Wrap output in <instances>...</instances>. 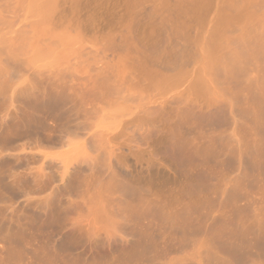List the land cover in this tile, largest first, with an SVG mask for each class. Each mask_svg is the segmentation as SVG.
<instances>
[{
    "label": "rangeland",
    "instance_id": "obj_1",
    "mask_svg": "<svg viewBox=\"0 0 264 264\" xmlns=\"http://www.w3.org/2000/svg\"><path fill=\"white\" fill-rule=\"evenodd\" d=\"M37 1H39L38 4H40V0H0V63H2V66H0H4V72H0V86L2 87V89H0L4 91L2 92L0 90V93L2 92L3 94H0V157L6 161L11 160V162L15 165L11 169V172L19 180H23V183L13 188V192H4V195L0 197V209L3 213V216L5 218L7 217V219H9L10 222L12 221L11 223L13 224H17V222L18 224L29 223L31 220L33 221L32 224H34L33 228L25 231L26 235L28 233H33V235L32 238L28 237L29 234L26 236L27 243L20 247L19 251L22 256L19 254L15 263L43 264L40 259V255L47 253V251L50 254L54 253L57 255V258L52 261L51 264H108L117 260V258H120L121 256H123L120 258L124 259L121 260L123 262H120V259L118 258V263L115 261L112 264H128L130 260L132 261L133 256L135 255L138 257L136 258L135 256L134 259H136H133L134 262L132 261L129 264H207V261L208 264H212V262L215 264H221L217 258L219 255L222 257L221 255L223 254L224 255L222 259L218 258L223 263H237V257H235V255L233 258L229 257L227 253L225 254V250L222 249L225 247L227 250L226 244L220 243L219 245V242L222 241L213 240V237L211 239L212 241L210 240V236L213 234L215 235L220 227L222 228V226L225 225L222 224V221H229V218H231V220L236 219L234 218V215H231L232 206L230 202L223 199L224 195L222 194L221 189L224 188V184H228L231 176L234 178V175L236 177L238 174L236 180H241L238 164L236 161H234L232 155H227L228 161L225 165H219L221 159L224 158V156H219L218 149L220 148L219 146L221 143H225V141L229 143L231 141L234 145L233 141L235 140L232 141L233 138L231 140L229 139L231 131L233 133H240L239 135L233 134L236 136V138L233 136L234 139H240L246 134L243 132H247V129H249V127L253 124L252 116L258 111V106L257 103L252 99L251 94L258 93L259 89L256 86V89H253L252 87L251 90L249 87H247L250 90L249 92L246 87L244 88L243 86L245 84V86H247V84L251 83L253 80H255V78L259 79L260 81L261 78L264 77V75H262L263 77L260 75L261 78L259 77V74L262 73L260 71L264 70L261 69L264 68V66H262L264 64H262L263 62H260L257 59L256 62L259 61L261 65L256 64L255 62H249L253 64L250 66L251 64L248 63L247 68L249 65L252 70L248 68L250 72L249 70H246V75L240 76L243 77L241 80H243L242 82H244V84L239 82V79L237 80L231 77V79L236 81L232 82L233 80L230 78L228 80L229 76H226V79L224 74H221V77L220 74L216 75V77L213 74L211 76V72H209L208 68H205L206 66L203 64L205 62L203 60V62L199 60L201 56H204L208 53L207 50L209 49L208 47L210 43L207 45L206 42H209V39L215 41L222 38L220 42L222 43V46L227 43L226 48L223 49V47H225L223 46L222 50H233L236 46L235 44L238 42H234V44L231 41L232 38L230 40L229 38L233 37V39H235V37H238L243 31H241V29L250 27L248 25L250 23L245 21L244 24L242 23L244 21L241 20L242 22H240L238 19H234L235 21L232 20L231 22L223 21L225 20L224 18L230 15L232 16V14L236 15L238 13V8L237 10L228 8L229 4L233 0H210V3L208 0L209 5H207V0L205 4L204 0H202L203 3H200V6L197 3L201 1L193 0L196 2L198 7L197 5H195L196 7L194 6L195 3L192 0H79V2H77L78 0H72V4L70 1L65 2V0H63V3V1L60 0L63 3H61L62 6L59 5L60 1L58 0V2L55 1L52 3V7L55 6L52 11L53 14L51 13V17H48L50 19L45 18L46 20L43 19L41 15L38 16L37 14L39 12L37 13V10H34L37 6ZM257 1V6L256 4L252 5L253 7L250 6L252 9H250V7L245 8L246 12L247 9H249V14L252 12L257 16V18L254 17L252 20H248L253 25L255 24L252 23L253 20L255 21L258 19L259 15L262 16L260 19L264 18V7H262L264 6V0ZM33 2L34 4H32ZM191 2H193V5L190 4ZM54 3L58 4V8L56 4L54 5ZM201 4H204L202 6L207 5L203 7L205 9H199V7L202 8ZM239 9L244 10V8ZM230 12L231 14H228ZM263 20L262 22L264 24ZM240 23L242 26L244 24V28L240 26ZM246 23H248V26H246ZM176 25L177 27H175L174 30L173 27ZM255 27L256 26L254 25V28ZM181 28L182 31H179ZM250 28L254 29L253 27ZM258 28L256 27L255 31L261 32L264 27L262 28V25H258ZM252 29L250 30L252 31ZM246 30L249 31L248 29H244V31ZM221 31L222 37L220 36ZM178 33H181L182 35H178ZM224 38L226 39L225 41H227L226 43L223 41ZM228 40L230 43H233H231L232 46ZM228 46L232 49L227 48ZM237 46H239V44ZM11 47L15 49H10ZM20 47L21 49H19ZM223 51L220 52V54H223ZM9 53L10 56H6ZM11 53L14 55L11 56ZM196 53L201 55H196ZM5 56L6 58L8 57L7 59L13 62L7 60ZM189 57H191V59ZM12 58H14V60ZM142 58H146L145 60H147L148 63L145 65L147 68H150V70L153 71V73H151L152 75L150 74V76H148L149 73L147 74L148 78L145 77L146 74H144V72V77L141 75V68L143 65L140 68L139 65L141 64H139V62L143 61ZM135 63H138L139 65H135ZM146 66L143 67L146 68ZM1 67L0 71L2 70ZM147 68L146 70H148ZM3 73L4 76L2 75ZM154 73H157L159 78L162 77L163 79L165 77L167 82L170 80V84H166L168 85L167 87L164 84L165 88L164 85L162 88L160 83L163 80L160 81L158 77H155ZM180 73L184 75L182 76V79L181 77L179 78L177 76L178 74L181 76L182 74ZM60 74L63 77L62 79L60 76V80L62 79L61 81L58 80ZM153 75L156 80L151 78ZM247 75L249 76V79L246 77ZM104 76L110 85L105 84L107 82L104 81ZM176 76L179 78V80H181L179 81ZM201 76H205L207 80H209V86L211 85L213 87V89L211 88L213 92L211 89L209 90H211V93H213L212 95L214 98L212 95L211 97L214 99L216 104L211 101V97V102L208 101L206 103L207 99H205L204 96H210V93H202L204 95L202 96L201 92H199L198 94L200 95H197L198 97L196 94H194L198 88L195 86L196 80ZM175 77L177 78L178 83L177 80L176 82L174 81L176 79ZM246 78L248 79L247 81ZM56 80H58L63 86L65 84V80L67 83L65 86L67 88H75L73 91L76 93L80 94L81 92L82 94L88 91L87 95L85 94L86 97L85 95H81V97L86 98L85 100L82 99L84 101L82 105H84L85 109L79 103V100L76 102L73 100L72 102L69 101V103H66L67 105L63 104L64 107L61 106L62 110L58 108L55 111L57 116L56 118H53L52 116H49L50 118L45 117V115L43 116L41 111H45L46 109L44 105L48 102V97H50L48 96L49 92L55 89L53 90L54 93L58 87V84H60ZM249 80H251V82H249ZM53 81H56V85L53 84ZM27 84L31 88V91L29 87H26ZM33 84H35V86H33ZM236 84H240L241 86H237ZM52 85L53 88H51ZM54 85L56 88H54ZM105 85L109 87L106 86V89L103 88ZM49 86L51 90L48 88ZM98 87L104 89L102 90L103 93L106 91L107 94L104 95L102 91H100V95L103 96H98ZM72 88H70L71 91ZM115 88L117 92L121 88L122 89L118 93L114 91L116 92V94H114L112 90ZM193 88H196L195 92ZM241 88H244V90H241ZM27 89L30 91L29 95L28 93H25L29 92ZM61 89L59 88L60 91L57 90L59 92H56L60 93ZM239 89L242 95H240V93H236L237 91L239 92ZM63 90L62 92H65V94L72 93H69V90H66L67 92ZM42 91L47 93V97L45 96L44 98V96H42ZM227 91H229V93ZM231 93L232 95L239 94L241 98L244 93V95L247 96V99L244 96L245 100L242 98L239 103H235L234 101H230V98V100L228 99V95L229 97L232 96ZM25 96L26 98L24 100L23 98ZM88 100H91L92 102L90 101L89 103ZM27 101L28 103H26ZM187 101L189 102V111L191 112L192 108L193 114L189 111L187 112L188 107H186L187 104H185ZM191 102H195L197 106L195 103H193V106L190 104ZM221 102L225 104L224 107L228 105V108L226 107L227 109L230 108L229 105H232L234 106L233 109L237 111L236 116L233 118H228L229 116L227 114L228 119L226 120L229 122L227 121L224 126L225 128H221L219 124L216 123L218 119H215L218 118V116H216V111L222 107ZM75 104H78L77 107L80 106V109L77 108ZM123 104H125V106ZM184 104L185 108L183 107ZM121 105H123V108H121ZM181 105L183 106L181 107ZM72 106H75V108ZM69 108H72L74 113L71 112ZM113 108H116L115 111L117 110L116 113L119 115L115 114V117H113L115 112L111 111L114 110ZM35 109H37V114L35 113V117L40 122L39 126L42 127L34 130L31 129L28 132L20 133L19 135H11L10 129L12 128V125L20 122L23 119L25 112H32ZM68 109L70 110L69 112L66 111ZM194 109L196 111H194ZM151 110H153L155 114ZM199 110L201 112H199ZM202 110L204 111L202 112ZM63 111H66L67 113H63ZM118 111L121 112L119 113ZM149 111L152 112L154 117L158 118L153 120L152 118L154 117H152L151 112L148 114ZM81 112H84L85 114H82ZM242 112L245 114V116H243ZM183 113H185L186 117ZM186 113H188L189 117H187ZM203 113L204 117H201L202 121H200L199 117L203 116ZM59 114H61V116H59ZM62 114H64L63 117ZM68 114L70 117L67 116ZM147 114L149 118L152 117L151 120H145V118H148L146 116ZM182 114L184 118L181 117ZM194 114L195 117L192 118ZM242 117L245 119H242ZM179 118H182V121L179 120ZM196 118L200 122H195ZM190 119H192V121L194 119L195 120L191 122ZM184 120L189 123L186 125ZM232 123L234 125L236 124V126L233 125V128L230 129L232 127ZM240 123L243 124H241L243 126V131L240 132V130H242L241 127L234 131L233 129L239 127ZM24 129L25 128H21L20 130L23 131ZM221 130L226 133V135L223 133L225 137L221 132H219ZM185 131H188L189 134H185ZM83 132H87L86 135L83 136ZM228 132L229 135H227ZM219 133H221V135H218ZM22 134H24V136ZM25 134H27V136ZM170 134H174V136H168ZM77 135L80 137H76ZM98 136H100V138ZM220 136H223L224 138H221ZM95 137L98 139L96 140ZM177 137H179L178 140L185 141L184 143L186 146L184 149H186L189 154L193 155L194 159L189 162L191 164H189L188 161H184V164H182V162L176 160L172 155L171 147L174 145V142L176 143ZM212 137L214 141L211 140ZM171 138L172 142L170 140ZM94 139L95 146L93 143L94 141H91ZM243 139H246V135L241 139V141H243ZM63 140L66 142H63ZM98 140L103 143L102 145L104 147L99 144V142H97ZM89 141L92 145H87V143H85H89ZM70 144L73 146L71 147ZM169 144L171 146H168ZM190 144L191 146H189ZM97 145L98 148H96ZM99 145L102 146L104 150L102 147L100 148ZM91 146H93V148H91ZM75 150L76 152H74ZM103 154L106 155L104 156ZM214 155L215 157L217 156L216 159L218 160L213 158ZM205 156L208 157L204 158ZM198 161L200 162L198 163ZM207 161L209 164L211 163L210 165H212V167L207 164ZM216 162L219 165L218 168L222 167L220 170H217ZM121 163V168H123H120L119 170L118 168ZM201 163L202 165H204V163L207 164L206 166L209 167V171L207 170L206 166H201ZM213 164L215 166H213ZM180 165H182V167H180ZM226 166L227 172L231 174L230 176L228 173H226V175L221 173L226 172ZM184 167H188V169L186 168L185 170ZM210 169H213V172H211L212 170L210 171ZM113 170L115 172H113ZM116 171L119 173V177L121 174V176L127 174L126 177H129L130 174H132L133 176L131 175L129 178L134 177V182L138 180L137 186L139 187L137 188L139 190V196L141 198L142 196L144 197L142 199L139 197L141 199L140 202H138L140 200L139 198L136 199L137 202H134L141 208L139 211L140 215H136L137 220H135V216L129 214L130 212L128 210L124 209L123 204L117 202L118 205L116 209L113 207V203L116 205L115 197L119 196L120 193H118L119 190L117 189L119 188L116 185L118 182H115V179V181L113 180V177H118ZM186 171L187 173H185ZM206 171L208 173H206ZM218 171L220 173H218ZM106 172L108 176L105 174ZM204 173H212V178L210 181H207L206 178L209 180L208 177L211 176H206ZM213 173L218 174L219 182L216 181L218 177L217 174ZM112 174H114V176ZM86 175L87 177H84ZM106 177H108L110 180H113L112 184ZM109 177H112V179ZM98 180L101 182L99 181L98 183ZM232 180L234 181L235 179ZM213 182L218 183H215L216 187L213 185ZM263 182H261L263 187H261L262 185H258V183L257 185L259 187L254 186L248 191V198H241L237 203L240 205L249 204L248 211L250 214L252 213L250 210H259L258 214L256 211L257 215L255 216H257V218H259L260 216L258 215H262L264 211L261 210L264 209V205L262 206L264 203ZM194 183H196V185ZM107 185L109 186V189ZM105 186L107 187V190H105ZM141 186L143 189H141ZM212 186L213 189L211 188ZM227 187H229V185ZM200 188L202 190L204 189V191H202ZM209 189L210 192H206L209 191ZM260 189L262 192H260ZM111 190L113 191L108 192ZM68 197L72 200L73 207H70V205L67 203L66 199H68ZM218 197H220V200ZM254 197L256 198V201L259 199L257 201L259 203L255 201ZM102 198H106L104 199L107 201L106 204L109 203L108 201L110 200L109 204L112 203L113 205H110L109 207H107V205L106 207L103 206L105 205V201H103ZM144 198L147 199V201H145ZM260 199H262V201ZM45 201H54L58 205V207H54L53 211H48V220L50 222L53 221V224L49 223V228L51 227V229H47L48 231L46 229L43 231L39 229L41 222L46 219V214L48 213L47 210H50L53 207V204L47 206L48 203L45 204ZM126 201H128V198H126ZM100 207L105 210V213ZM113 208L115 210H113ZM161 208H163L162 211L166 210L165 212L168 214L163 212L162 214L166 215L161 216V212L158 211L161 210ZM196 208H200V215L198 214L199 210H196ZM143 209L145 212L146 210H149L151 214L149 212L146 214ZM60 210L65 211L62 213ZM192 210L195 212H193L195 217L194 215L192 216ZM108 211H115L118 213V217H116L117 219L122 217L123 220H126L127 216L128 223H130L129 217L130 219L134 218L133 227L131 224L128 225V223H123L124 221L122 219H119L120 221L117 223L116 218L113 217L111 213H109L110 220L113 222L114 219V223L116 222L117 224H115L118 225V227H121L117 229L116 234H114L115 232L112 233L110 230L118 227L116 226L112 228V226L115 225L112 222L109 223L110 227L105 223L106 220H109L107 218ZM184 211L187 212V215L185 214L186 219L191 216V218L186 220V222H184L185 220H182V212ZM155 212H157L158 217L161 220L157 216H154V214L157 215ZM253 212L254 213H252V215L255 214V211ZM173 213L175 217H172ZM61 214L63 215L61 216ZM102 214L105 216L104 218L102 217ZM9 215H12V218ZM146 215H151L152 218L150 216L147 217ZM178 215L182 217L177 218ZM140 216L143 217V219H140ZM167 216H169L170 219H168ZM164 217H166V220H162ZM171 217L173 219L177 218V221L175 223L172 222ZM74 219L77 223H75L76 225L74 224L76 227L67 225V228L62 227L59 230L57 229L60 226V221L66 224L67 222L69 223V221ZM181 220L184 223H187L188 221L186 227L182 226ZM189 220H194V222H189ZM135 221L137 222L134 223ZM138 221L139 224H141V227L138 226V229L143 230L140 231L142 235L140 237L138 235V233H140L139 230L135 231L137 230V226L135 225H139ZM163 221L170 222L171 225L168 223L170 226H167V223H163ZM56 222H59V226ZM120 222L123 223L122 226ZM184 223L183 225H185ZM201 223L204 225V228L202 227ZM54 224L55 226H53ZM125 224L128 225L126 228ZM214 224H216V227ZM123 225L125 228H123L124 231L122 230ZM194 225H198L197 229L195 230L192 229V227L196 228ZM52 226L54 230H52ZM127 228H133V230L135 228L134 231L136 234H134V232L132 234L131 230ZM72 229L74 230V234L76 236L80 233L81 235L83 234V236L80 235V241H78L76 244H66V246H70V250L65 247L64 249H60L59 246L66 243L67 233ZM128 230L130 231V235H127ZM182 230H187V233L184 231L182 232ZM46 231L50 233L48 234ZM125 231V235L127 236H123ZM147 231L149 232L150 237L146 236L148 235ZM43 232H45V234ZM51 232L55 234L52 233L53 236H51ZM180 232H182V235ZM120 233L122 234V237L119 235ZM151 233H153L152 236ZM145 236L147 237L146 239H151V237H154V243L152 239L150 243L152 242L155 245H149L148 242L150 239H148L147 242V240L144 239ZM137 237L143 239L139 240ZM223 240H225V238ZM226 241L230 240L228 239ZM138 242H142L145 246H143V244H141L142 246L140 245V247L137 246L136 244H138ZM213 243L214 245H212ZM133 244L136 246L134 247ZM158 244L159 246H157ZM0 245L1 249H3L2 242H0ZM150 246L151 248H148ZM137 247H139L140 251H134V248L137 249ZM157 247H160V249ZM216 248H219V251ZM131 249H133L132 252L134 251L132 254L130 253ZM147 249L152 250L150 252V250ZM211 249L216 251L218 255L216 256V252L212 254ZM254 249L255 248L250 250L249 255H251V257L245 256L246 258H244L243 256L242 260L245 259L244 261L247 263L242 261L241 264H257L256 261L259 258L260 260H263L261 261V264H264L263 256H256V251H252ZM145 251L149 252L147 253ZM127 252H129V254ZM157 252L160 253L157 254ZM251 252H254L252 253L253 255ZM2 254L4 253H1L0 256H3ZM127 256H132V258H129L130 260L128 259L127 262H125ZM212 256L214 257L212 258ZM224 256L227 257L224 258ZM141 257H143V259ZM20 259L23 260L20 261ZM253 259L254 261L256 259V261L254 262ZM223 260L229 261L224 262ZM234 260L236 262H234ZM259 262L258 264H260Z\"/></svg>",
    "mask_w": 264,
    "mask_h": 264
},
{
    "label": "bare ground",
    "instance_id": "obj_2",
    "mask_svg": "<svg viewBox=\"0 0 264 264\" xmlns=\"http://www.w3.org/2000/svg\"><path fill=\"white\" fill-rule=\"evenodd\" d=\"M41 2H40V4H38V2L39 1H37V6H36V8L34 9V10H37V15L39 16V15H41L42 17H43V19H50V18H48L49 16L51 17V13L53 14V8L55 7V6H53L52 7V3L53 2H55V1H57L58 2V0H40ZM60 1V0H59ZM61 1H63V0H61ZM60 1V4L59 5H61L62 6V4L64 3V1H63V3ZM66 1H72V0H65V2ZM81 1V0H80ZM191 1V0H190ZM193 1V0H192ZM195 1H198V0H195ZM199 1H201V2H199V3H197L199 6H200V3H203V1L202 0H199ZM56 2V3H57ZM67 2V3H68ZM77 2H79V0L77 1ZM182 2V1H181ZM194 2V1H193ZM193 2H191L190 4H192L193 5ZM205 2H206V0H204V4H205ZM211 1L209 0V3H210ZM264 2V1H263ZM56 3H54V5L56 4ZM62 3V4H61ZM133 3V2H132ZM183 3H184V1H183ZM195 4H194V6L195 5H197L196 4V2H194ZM209 3H208V0H207V5H209ZM257 3H258V1L257 0H233L230 4H229V6H228V8L229 9H236L237 10V8H238V10H237V14L236 15H233L232 14V16L230 15V16H228V17H226V18H224L225 20H223V21H227V22H231L232 20H234V19H238V21H240V22H242V21H244V22H242V23H244L245 24V21L246 22H248V23H250V24H248V23H246V26H250V27H253L254 28V25L258 28V25H262V28L264 27V24H263V22H262V20L264 19H260V17L262 18V16H258L259 18L258 19H256L255 21L253 20V22L252 23H255L254 25L253 24H251V22H249L248 20H252L254 17L255 18H257V16L255 15V13L253 14L252 12V14L250 13L249 14V9H247V12L245 11V8H247V7H250V6H252V5H255L256 4V6H257ZM32 4H34V2L32 3ZM36 4V3H35ZM71 4H72V2H71ZM76 4V3H75ZM204 4H201V6L202 5H204ZM58 4H56V6H57ZM182 5V4H181ZM198 5H197V7H198ZM207 5H205V6H207ZM64 6V5H63ZM71 6V5H70ZM185 6V5H184ZM193 6V7H194ZM205 6H202V8H200L199 7V9H205V8H203V7H205ZM34 7V6H33ZM60 7V6H59ZM196 7V6H195ZM253 7V6H252ZM262 7H264V6H262ZM261 7V8H262ZM57 8H58V6H57ZM224 8V7H223ZM239 8H244V10L243 9H239ZM260 8V7H259ZM56 9V8H55ZM250 9H252L251 7H250ZM256 9H258V8H256ZM263 9V8H262ZM196 10V9H195ZM259 10H261V9H259ZM56 11V10H55ZM63 11V10H62ZM223 11H224V9H223ZM254 11V10H253ZM258 11V10H257ZM256 11V12H257ZM264 11V10H263ZM178 12V11H177ZM185 12V11H184ZM183 12V13H184ZM232 12V11H231ZM231 12L230 13H228V14H231ZM57 13V12H56ZM186 13V12H185ZM233 13V12H232ZM180 14V13H179ZM226 14V13H225ZM183 15V14H182ZM227 15V14H226ZM40 16V17H41ZM177 16V15H176ZM223 16V15H222ZM53 17H55V16H53ZM264 17V16H263ZM45 19V20H46ZM52 19V18H51ZM222 20V19H221ZM242 20V21H241ZM235 21V20H234ZM264 21V20H263ZM222 22V21H221ZM236 23V22H235ZM237 24V23H236ZM239 24V23H238ZM244 24H243V26H244ZM248 24V25H247ZM181 25V24H180ZM179 25V26H180ZM251 25H253V26H251ZM225 26V25H224ZM240 26L241 27H243L242 26V24L240 23ZM239 26V27H240ZM175 27H177V25L176 26H174L173 27V29L175 30ZM250 27H243L244 29H248L249 31H244V29H241V33H240V37L238 38V37H235V39H233V37H230L229 38V40L231 39V41L234 43H236V42H238L237 44H235L236 46L234 47V49L233 50H229L228 51V49H226L227 50V52H226V50H222V47L223 46H225V47H223V49L224 48H226V42L227 41H225L226 39L224 38V43H226V44H224L223 46H222V43H220L221 42V39H217V40H215V41H213V40H211V39H209L210 41L209 42H206L207 43V45H208V43H210L209 44V49L207 50L208 51V53L206 54V55H204V56H201L200 58H199V60H203L205 63H203V64H205L204 66H206L205 68H208V71L209 72H211V76H212V74L213 75H215V77H216V75H219L220 74V77H221V74L223 75H225V78H226V76L228 77V80H229V78L231 79V77L232 78H234V79H239V82H241V83H244V82H242L243 80H241V78L243 79V77H240V76H243V75H246V70H249L248 68H250L249 67V65H248V68H247V64L249 63V62H255L256 64H259V65H261L260 64V62H263L262 64H264V28L262 29V31L261 32H257V31H255V29H256V27L254 28V29H252V28H250ZM238 28V27H237ZM252 29V31L250 30V29ZM174 30H173V32H174ZM258 30H259V28H258ZM179 31H182V28L179 30ZM244 32V33H243ZM220 33V32H219ZM246 33V34H245ZM184 34V33H183ZM244 34V35H243ZM177 35V34H176ZM178 35H182L181 33L179 34L178 33ZM221 37H222V31H221V35H220ZM122 37V36H121ZM183 37V36H182ZM219 37V36H218ZM125 38V37H124ZM217 38V37H216ZM126 39V38H125ZM120 40H121V38H120ZM124 40V39H123ZM228 40V42L230 43V41ZM115 42V41H114ZM113 42V43H114ZM231 42V43H232ZM231 43H230V45H231ZM232 43V44H233ZM239 44V46H237ZM244 44V45H243ZM105 45V44H104ZM206 45V46H207ZM229 45V46H230ZM240 45H241V47H240ZM107 46V45H106ZM120 46V45H119ZM227 47V48H230V49H232L231 47ZM232 46V45H231ZM110 47V46H109ZM237 47V48H236ZM239 47V48H238ZM10 49H15V48H10ZM19 49H21V47L19 48ZM17 50V49H16ZM23 50V49H22ZM223 51V54H220V52H222ZM207 51H205V52H207ZM18 53V52H17ZM201 53V52H200ZM203 53V52H202ZM14 55V54H13ZM12 55V53H11V56H13ZM17 55V54H16ZM196 55H201V54H199V53H196ZM6 56H10V53L8 54V55H6ZM6 56H5V58H6ZM171 56V55H170ZM198 56V57H199ZM7 57V58H8ZM198 57H196V58H198ZM6 58V59H7ZM147 58V57H146ZM146 58H142L143 59V63L142 62H139V64H141V65H139L138 63L136 64L135 63V65H139V67L141 68V66L143 65L144 67L146 66L145 64H147L148 63V61L147 60H145ZM190 59H191V57H189ZM13 60H14V58H12ZM19 59V58H18ZM141 59V60H142ZM148 59V58H147ZM188 59V58H187ZM259 60L258 62H256L257 60ZM7 60H9V59H7ZM140 60V61H141ZM197 60V59H196ZM254 60V61H253ZM9 61H11V60H9ZM146 61V62H145ZM187 61H191V60H187ZM200 61V62H201ZM202 61V62H203ZM11 62H13V61H11ZM22 62V61H21ZM18 63H19V61H18ZM27 63V62H26ZM25 63V64H26ZM254 63V64H255ZM249 64H251L250 66H252V64L253 63H249ZM0 65L2 66V63H0ZM29 65V64H28ZM0 66V67H1ZM142 66V70L140 69V68H138V69H140L141 70V75L143 76L144 74H146V76L145 77H147V74L149 73V75L148 76H150V74L151 73H153V71L152 70H150V68H147V66H146V68L148 69V70H146V68H144ZM262 66H264V65H262ZM261 66V67H262ZM137 67V66H136ZM260 67V68H261ZM2 68V70L0 71L1 73L2 72H4L3 70H4V66L3 67H1ZM144 68V69H143ZM251 69V68H250ZM261 69H264V68H261ZM139 70V71H140ZM145 70H146V72H145ZM149 70H150V72H149ZM252 70V69H251ZM143 72H144V74H143ZM249 72H250V70H249ZM260 72H264V70H262V71H260ZM259 74V77H260V75H261V77H263L262 75H264V73L263 74ZM155 74V77H158L157 76V73H154ZM180 74H182V73H180ZM247 74H249V73H247ZM3 76H4V73L2 74ZM152 75V74H151ZM0 76H1V74H0ZM62 77V75L60 74L59 75V81H61L62 79H63V77H62V79L60 80V78ZM179 78L181 77V79H182V76H184L183 74L180 76L179 74L177 75ZM176 76V77H177ZM144 77V76H143ZM153 77H154V75H153ZM153 77H151L153 80L155 79V77L153 78ZM161 77V76H160ZM175 77V78H176ZM177 77V78H178ZM240 77V78H239ZM248 79H249V76L247 75L246 76ZM251 77V76H250ZM258 77V76H257ZM258 77V78H259ZM260 77V78H261ZM1 78V77H0ZM106 77L104 76V79H105ZM148 78V77H147ZM150 78V79H151ZM177 78L174 80L175 82H176V80H177ZM179 78H178V80H179ZM246 78V81L248 80ZM252 78V77H251ZM255 78V77H254ZM102 80H104L103 78H101ZM101 79H99V80H101ZM149 79V80H150ZM151 79V80H152ZM158 79H160V81L161 80H163L161 83H160V85H162V88H163V85L165 84H170V80L167 82L166 80V78L164 77L163 79H162V77L161 78H159L158 77ZM158 79H157V81H158ZM165 79V80H164ZM180 79V80H181ZM227 79V78H226ZM58 80H56V81H58ZM152 80V81H153ZM156 80V79H155ZM173 80V79H172ZM178 80H177V83H178ZM179 80V81H180ZM231 80H233V79H231ZM252 80V79H251ZM251 80H249V82H251ZM55 81V82H56ZM58 81V83H60ZM105 82H107L106 81V79L104 80ZM156 81V82H157ZM159 81V82H160ZM209 80H207V78L205 77V76H201V77H199V78H197V80H196V85L195 86H197L198 88L196 89L197 91V93L195 92V89H194V94H196V96L197 95H200V94H198L199 92H201V94L202 93H210V96L209 95H203L202 94V96H204V98L205 99H207L206 100V103L208 102V101H210L211 99V101L213 102V103H215L214 102V96L212 95L213 93H211V90L213 89V87L210 85L209 86V82H208ZM225 81V80H224ZM227 81V80H226ZM256 81V82H255ZM259 79H257V78H255V80H253L251 83H248V82H246V83H248L247 84V86H243L244 88L246 87V89L250 92V90H251V88L253 87V89H256L255 88V86L256 87H258V89H259V92L258 93H256V94H251L252 95V99L257 103V106H258V111L256 112V113H254V115L252 116V125L249 127V129H247V132L245 131L246 129H245V127H244V131L245 132H243V133H246L245 135H246V139H243V141H241V139L245 136V135H243V133H242V135H243V137L242 138H240V139H234V137L233 136H235L236 134H238V132L237 133H233L232 131H231V134L229 135V132L227 133V135H229L230 136V140L232 139V141L233 140H235V141H233L234 142V145H233V143L230 141V143L229 142H226L225 141V143H221V145L219 146L220 148L218 149L219 151V156L220 157H223L224 156V158H222L221 159V162L219 163V165L221 166V164L222 165H225L226 164V162L228 161V157H227V155H232V157L234 158V161H236L237 162V164H238V169L240 170V177H241V180H236L237 179V176H238V174L236 175V177H235V175H234V178L231 176V179H230V177H229V181H228V184L226 183V185L224 184V188H222L221 189V192H222V194L224 195V198L223 199H225V201H228V202H230V204H231V215H234V218H236L235 220H231V218H229V221H222V224L224 225V226H222V224H221V226H222V228L220 227V229L216 232V234L213 236L212 235V233H211V235L212 236H210L211 238H210V240L212 239V237L214 238L213 240H216V241H218V240H220V241H222V242H219V245H220V243H222V244H226L227 246V250L225 249V247L224 248H222V249H224L225 250V254L227 253L228 255H229V257H234V255H235V257H237V263H235V264H241V262L242 261H244V260H242L243 259V256H244V258H246L245 256H250L251 257V255H249L250 254V250L251 249H253V248H255L254 250H252V251H256L255 252V255L256 256H263V258H264V209H261L262 211H263V214L261 215H258V216H260L259 218H257V216H255V215H257L258 214V211L259 210H254L253 209V207H252V209L253 210H250L252 213H254L253 211H255V214L254 215H252V213L250 214V212L248 211L249 210V204L247 205V204H245V205H240V204H237L238 202H239V200L241 199V198H248V191L251 189V188H253L254 186H258V185H262V183L261 182H263L264 181V99H263V96H264V77L263 78H261V80L259 81ZM7 82V81H6ZM54 81H53V84H55L56 85V83H55ZM64 82H65V84H64V86L63 85H61V83L60 84H58V87L56 88L55 87V85H54V88H56V91L57 90H59V88L61 89V92L60 93H57V92H59V91H55L54 93H53V90H55V89H53L52 91H50L51 89H50V86L47 88L49 91V95L48 96H50V97H48V102L44 105L45 106V111L43 110V111H41L42 113V115L44 116L45 115V117H53V118H56L57 116H56V114H55V111L58 109V108H60L61 110H62V108H61V106H63V104H66V103H69V101H73L74 100V102H76V101H80L79 103L82 105L83 104V100L82 99H86L85 97H86V95H87V93H88V91H84L85 93H82L81 94V92H80V94L79 93H76V92H74L73 90L75 89H73L72 87H70V88H72V91L70 90V88H67L65 85L67 84L66 83V81L64 80ZM172 82V81H171ZM195 82V81H194ZM228 82V81H227ZM230 82V81H229ZM232 82H236L235 80H233ZM232 82H230V83H232ZM238 82V81H237ZM238 82V83H239ZM38 83V82H37ZM52 83V82H51ZM99 83V82H98ZM158 83V82H157ZM208 83V84H207ZM240 83V84H241ZM4 84V83H3ZM48 84V83H47ZM104 84V83H103ZM105 84H107V85H110V84H108V82L107 83H105ZM171 84H174V83H171ZM240 84H236L237 86H239ZM5 85V84H4ZM4 85H2L3 87H5ZM28 85V84H27ZM26 85V87H29V85L27 86ZM99 85V84H98ZM107 85H105V86H103V88H105L106 89V86ZM165 85H164V88H165ZM168 85H166V87L168 86ZM32 86V85H31ZM33 86H35V84H33ZM93 86V85H92ZM159 86V85H158ZM195 86H193V87H195ZM237 86H235V87H237ZM241 86V85H240ZM64 87V88H63ZM66 87V88H65ZM100 87V86H99ZM98 87V88H99ZM101 87H102V85H101ZM107 87H109V86H107ZM210 87V88H209ZM232 87V86H231ZM247 87H249V89L247 88ZM0 88L2 89V87L0 86ZM30 88V87H29ZM43 88V87H42ZM41 88V89H42ZM51 88H53V85H52V87ZM96 88V87H95ZM113 88H114V86H113ZM212 88V89H211ZM244 88H241V90L243 89L244 90ZM0 89V90H1ZM6 89V88H5ZM26 89V88H25ZM44 89V88H43ZM64 89V90H63ZM100 89V90H99ZM98 89V91L97 92H99V95L98 96H103V95H100V91H102V90H104V89H101V88H99ZM118 89V88H117ZM122 89V88H121ZM120 89V90H121ZM209 89H211V90H209ZM252 89V90H253ZM28 91H29V89H27ZM38 90V89H37ZM62 90L63 91H66V90H69L68 92L70 93V92H72V93H70V94H65V92H62ZM119 90V89H118ZM119 90V91H120ZM246 90V91H247ZM2 92H4L3 90H1ZM25 91V90H24ZM24 91H22V92H24ZM30 91H31V88H30ZM30 91L29 92H25V93H28V95H29V93H30ZM45 91V90H44ZM113 91V93L114 94H116V92H117V90H116V88L115 89H113L112 90ZM114 91H116V92H114ZM118 91V92H119ZM2 92L0 93L1 95H3L2 94ZM43 92V91H42ZM67 92V91H66ZM117 92V93H118ZM212 92H213V90H212ZM228 93H229V91H227ZM230 92H231V90H230ZM242 92V91H241ZM252 92V91H251ZM36 93V92H35ZM102 93H103V91H102ZM112 93V92H111ZM112 93V94H113ZM233 93V92H232ZM232 93H231V95H232ZM236 93H240V89H239V92L237 91ZM245 93V92H244ZM244 93H243V96H242V98L245 100V98H244ZM248 93V92H247ZM246 93V94H247ZM86 94V95H85ZM104 95L105 94H107L106 93V91H105V93H103ZM32 95V94H31ZM36 95V94H35ZM81 95H85V97L83 98V97H81ZM211 95L213 96V98L211 97ZM228 95V94H227ZM226 95V96H227ZM240 95H242V93H240ZM240 95L239 94H233L231 97H229V95H228V99L230 100V101H234L235 103L236 102H238L239 103V101H241V97H240ZM26 96H27V94H26ZM26 96L23 98L24 100H25V98H26ZM33 96V95H32ZM42 96H44V98H45V96L47 97V93L46 92H43V95ZM209 96V97H208ZM88 97V96H87ZM198 97V96H197ZM206 97H208V98H206ZM210 97H211V99H210ZM246 97V99H247V96H245ZM28 98V97H27ZM249 98V97H248ZM251 98V97H250ZM43 99V98H42ZM88 99V98H87ZM204 99V100H205ZM209 99V100H208ZM226 99V98H225ZM43 100H45V99H43ZM30 101H32V100H30ZM89 101V103H90V101L91 100H88ZM87 101V102H88ZM185 101V100H184ZM210 101V102H211ZM41 102V101H40ZM43 102V101H42ZM70 102V103H71ZM86 102V103H87ZM92 102V101H91ZM209 102V103H210ZM223 102V101H222ZM221 102V108L218 110V111H216L217 113H216V116H218V118H215V119H218V121L216 122V123H218L219 124V126L221 127V128H225L224 126H225V124L227 123V121L228 120H226V119H228V118H233V117H235L236 116V113H237V111L235 110V109H233V107L234 106H232V105H229L230 106V108L229 109H227L228 108V105L226 106V107H224V105L225 104H223ZM26 103H28V101L26 102ZM189 102L187 101V102H185V104H187L186 105V107H188V110H187V112L190 110V107L188 106L189 104H188ZM193 103H195V102H191L190 104H192L193 106H194V104ZM30 104V103H29ZM32 104V103H31ZM185 104H184V106L183 105H181V107L183 106L184 108H185ZM196 104V103H195ZM216 104V103H215ZM223 104V105H222ZM245 104V103H244ZM40 105V104H39ZM67 105V104H66ZM65 105V106H66ZM73 105H74V103H73ZM77 105L78 104H75V106L77 107ZM87 105V104H86ZM85 105V106H86ZM89 105V104H88ZM119 105V104H118ZM124 106H125V104H123ZM123 105H121V108H123ZM27 106V105H26ZM75 106H72V107H74L75 108ZM83 106V108H84V105H82ZM116 106V105H115ZM191 106V105H190ZM196 106H197V104H196ZM209 106H210V104H209ZM247 106V105H246ZM29 107V106H28ZM36 107V106H35ZM34 107V108H35ZM64 107V106H63ZM181 107H179V108H181ZM192 107V106H191ZM218 107H219V105H218ZM232 107V108H231ZM244 107V106H243ZM73 108V109H74ZM77 108H79L80 109V106H78ZM92 108V107H91ZM178 108V109H179ZM236 108V107H235ZM29 109H30V107H29ZM28 109V110H29ZM39 109V108H38ZM42 109H44V108H42ZM70 110H71V112H73L72 111V108H69ZM66 110V111H70V110ZM85 109V108H84ZM88 109V108H87ZM114 110H111V111H115V109L116 108H113ZM183 109V108H182ZM36 110V111H35ZM34 111H32V112H25L24 113V116H23V119L20 121V122H18V123H16V124H13L12 125V128L10 129V134L11 135H19L20 133H25V132H28L29 130H34V129H39V128H41L42 126H39L40 125V122L37 120V118L35 117V113L37 114V109H35ZM82 110V109H81ZM124 110V109H123ZM211 110V109H210ZM209 110V111H210ZM243 110V109H242ZM255 110V109H254ZM66 111H63V113H65ZM74 111H76V110H74ZM88 111V110H87ZM90 111H92V110H90ZM90 111H89V113H90ZM117 111V110H116ZM116 111L114 112V114H113V117H115V114H118V113H116ZM126 111V110H125ZM151 111H153V110H151ZM151 111H149V113L148 114H150V112ZM156 111V110H155ZM186 111V110H185ZM184 111V112H185ZM193 109L191 108V112L190 113H192L193 114ZM194 111H196L195 109H194ZM204 110H202V112H203ZM246 111H248V110H246ZM84 112H86V111H84ZM83 112V113H84ZM119 113L121 112V111H118ZM179 112V111H178ZM199 112H201L200 110H199ZM208 112V111H207ZM206 112V113H207ZM210 112H212V111H210ZM58 113H59V111H58ZM57 113V114H58ZM67 113V112H66ZM74 113V112H73ZM72 113V114H73ZM78 113H79V111H78ZM77 113V114H78ZM82 113V112H81ZM82 113V114H83ZM89 113H87V114H89ZM153 113H154V111H153ZM159 113H160V111H159ZM180 113V112H179ZM214 113V112H213ZM212 113V114H213ZM85 114V113H84ZM148 114L146 115L147 117H148ZM151 114H152V112H151ZM155 114V113H154ZM178 114V113H177ZM184 114V116H185V113H183ZM183 114H182V116L181 117H183ZM187 114V117H189L188 116V113H186ZM197 114H199V113H197ZM202 114V113H201ZM227 114H228V118H227ZM239 114H240V112H239ZM242 114H243V112H242ZM119 115V114H118ZM39 116H40V114H39ZM59 116H61V114H59ZM64 116V114H62V117ZM67 116H69L70 117V115L68 114ZM75 116H76V114H75ZM75 116H73V117H75ZM205 116H206V114H205ZM243 116H245V114H243ZM49 117V118H50ZM73 117H71V118H73ZM152 117H154L153 116V114H152ZM151 117V118H152ZM186 117V116H185ZM195 117V114H194V116H192V118H194ZM198 117V116H197ZM201 117H204V113H203V116H200L199 118H200V121H202L201 120ZM151 118H145V120L147 119V120H151ZM156 117H154V118H152L153 120L155 119ZM158 118V117H157ZM156 118V119H157ZM184 118V117H183ZM190 118H191V116H190ZM238 118V117H237ZM59 119V118H58ZM67 119H68V117H67ZM86 119V118H85ZM111 119H112V117H111ZM155 119V120H156ZM182 119V118H181ZM180 118H179V120H181ZM186 119V118H185ZM214 119V120H215ZM236 119V118H235ZM239 119V118H238ZM242 119H245V118H243L242 117ZM41 120V119H40ZM61 120V119H60ZM79 120V119H78ZM146 120V121H147ZM152 120V121H153ZM187 120V119H186ZM186 120H184L185 122H186ZM191 120V122H193L192 121V119H190ZM197 120V121H196ZM196 120H195V122H200L197 118H196ZM203 120H204V118H203ZM231 120V119H230ZM110 121V120H109ZM182 121V120H181ZM180 121V122H181ZM239 121V120H238ZM242 121V120H241ZM104 122V121H103ZM206 122V121H205ZM207 122L209 123V121L207 120ZM214 122V121H213ZM229 122V121H228ZM88 123H90V122H88ZM108 123V122H107ZM112 123V122H111ZM189 123V122H188ZM187 122H186V125L188 124ZM237 123V122H236ZM243 123V122H242ZM242 123H240V125H239V127H237L236 129H233L234 131L235 130H238V128H240L241 127V129L242 130H240V132L241 131H243V124ZM250 123V122H249ZM76 124V123H75ZM106 124V123H105ZM110 124V123H109ZM191 124V123H190ZM199 124V123H198ZM214 124H215V122H214ZM217 124V125H218ZM238 124V123H237ZM242 124V125H241ZM90 125V124H89ZM182 125H183V122H182ZM233 123H232V127L230 128V129H232L233 128ZM76 126V125H75ZM84 126V125H83ZM86 126V125H85ZM209 126H211V125H209ZM234 126H236V124L234 125ZM62 127V126H61ZM82 127V126H81ZM21 128H25L23 131H21L20 129ZM55 128V127H54ZM28 129V130H27ZM67 129V128H66ZM71 130V129H70ZM81 130V129H80ZM220 130V129H219ZM222 130H224V129H222ZM219 131V132H221L222 133V135H223V131ZM14 131V132H13ZM54 131V130H53ZM226 131V130H225ZM35 132H36V130H35ZM52 132V131H51ZM171 132V131H170ZM190 132V131H189ZM32 133H34V132H32ZM32 133H30V134H32ZM84 134H82L83 136L84 135H86V133L85 132H83ZM183 133V132H182ZM186 133H188V131H185V134ZM221 133H219L218 135H221ZM248 133V134H247ZM67 134H69V133H67ZM184 134V133H183ZM189 134V133H188ZM233 134H235V135H233ZM240 134V133H239ZM238 134V135H239ZM23 136H24V134H22ZM26 136H27V134H25ZM172 134H170V135H168V136H171ZM224 135H226V133H224ZM223 135V136H224ZM21 136V135H20ZM50 136V135H49ZM79 135H77L76 137H78ZM174 136V134L171 136V137H173ZM182 136H184V135H182ZM190 136V135H189ZM223 136H220L221 138L223 137ZM232 136V137H231ZM80 137V136H79ZM99 138H100V136H98ZM191 137V136H190ZM219 137V136H218ZM225 137V136H224ZM223 137V138H224ZM247 137H248V139H247ZM94 138V137H93ZM96 138V140L98 139L97 137H95ZM178 138L179 137H177L176 138V143L174 142L172 145V149H171V151H172V155L175 157V159L176 160H179V162H182V164H184L183 162L184 161H188V163L190 162V161H192V159H194L193 158V155H191V154H189V152H187L186 151V149H184L185 148V146H186V144L184 143L185 141H182V140H178ZM187 138V137H186ZM235 138H236V136H235ZM8 139V138H7ZM63 139V138H62ZM88 139V138H87ZM228 139V138H227ZM50 140V139H49ZM89 140V139H88ZM99 140H101V139H99ZM97 141V142H99V144H103V143H101L100 141ZM171 140V142H172V138L170 139ZM188 140V139H187ZM211 140H213L214 141V139H213V137L211 138ZM246 140V141H245ZM68 141V140H67ZM85 141H87V140H85ZM91 141H94L93 143H94V146H95V139L94 140H91ZM221 141V140H220ZM63 142H66V141H64L63 140ZM62 142V143H63ZM105 142V141H104ZM189 142H191V141H189ZM61 143V144H62ZM82 143V142H81ZM85 143H87V145L88 144H90V141H89V143L88 142H85ZM186 143H187V141H186ZM213 144H215L214 142H212ZM211 143V144H212ZM171 144V143H170ZM168 145V146H171V145ZM213 144H212V146H213ZM71 145V144H70ZM90 145H92V144H90ZM206 145H208V144H206ZM205 145V146H206ZM73 145H71V147H72ZM103 146V145H102ZM102 146H100L99 145V147L101 148ZM189 146H191V144L189 145ZM196 146V145H195ZM201 146V145H200ZM211 146V145H210ZM83 147H85V146H83ZM104 147V146H103ZM102 147V148H103ZM188 147V146H187ZM198 147V146H197ZM208 147V146H207ZM91 148H93V146H91ZM96 148H98V145L96 146ZM188 148H190V147H188ZM202 148V147H201ZM200 148V149H201ZM77 149V148H76ZM78 149H79V147H78ZM207 149V148H206ZM215 149V148H214ZM217 149V148H216ZM74 150V149H73ZM81 150V149H80ZM103 150H104V148H103ZM107 150V149H106ZM78 151V150H77ZM170 151V152H171ZM209 151V150H208ZM74 152H76V150L74 151ZM109 152V151H108ZM78 153V152H77ZM105 153H106V151H105ZM209 153V152H208ZM107 154V153H106ZM106 154H103L104 156L106 155ZM170 154V153H169ZM211 154V153H210ZM213 154V153H212ZM200 155V154H199ZM202 155V154H201ZM218 155V154H217ZM208 156H205L204 158H207ZM217 157V156H216ZM216 157H215V155H214V157L213 158H215L216 159ZM104 160V159H103ZM216 160H218V159H216ZM204 161V160H203ZM178 162V163H179ZM200 161H198V163H199ZM201 162H202V159H201ZM210 162H212V161H210ZM175 163V162H174ZM187 163V164H188ZM206 163V162H205ZM204 163V165H202V163H201V166H206L207 164H209L208 163V161H207V164H205ZM212 163H215V162H212ZM176 164V163H175ZM189 164H191V163H189ZM193 164V163H192ZM197 164V163H196ZM211 164V163H210ZM209 164V166H211L212 167V165H210ZM121 165H122V163L120 164V166H119V170H120V168H121ZM216 165H217V170H220V168H222V167H219L218 168V164H217V162H216ZM15 165L11 162V160H4V159H2L1 157H0V197L2 196V195H4V192L5 193H7V192H9V193H11V192H13L14 191V189L13 188H15L16 186H18L19 184H21V183H23V180H19L16 176H14V174L11 172V169L14 167ZM123 166H124V164H123ZM200 166V165H199ZM213 166H215L214 164H213ZM118 167V166H117ZM180 167H182V165H180ZM190 167H191V165H190ZM189 167V168H190ZM109 168H110V164H109ZM108 168V169H109ZM123 168V167H122ZM121 168V169H122ZM185 168V167H184ZM183 168V169H184ZM187 169H188V167H186ZM186 168H185V170H186ZM199 168V167H198ZM206 168H207V170H208V168L209 167H207L206 166ZM214 168V167H213ZM182 169V168H181ZM193 169V168H192ZM192 169H190V170H192ZM229 169V168H228ZM86 170V169H85ZM119 170H118V172H119ZM125 170V169H124ZM212 170V171H211ZM223 170V169H222ZM232 170V169H231ZM231 170H230V172H231ZM66 171V170H65ZM64 171V172H65ZM105 171V170H104ZM122 171V170H121ZM127 171V170H126ZM183 171V170H182ZM200 171V170H199ZM209 171V170H208ZM210 171L211 172H213V169H210ZM242 171V172H241ZM100 172V171H99ZM113 172H115L114 170H113ZM117 171H116V173H117V176H118V173ZM131 172V171H130ZM150 172V171H149ZM204 172V171H203ZM217 172V171H216ZM225 172V171H224ZM233 172V171H232ZM102 173V172H101ZM100 173V174H101ZM109 173H110V171H109ZM132 173V172H131ZM183 173V172H182ZM185 173H187V171L185 172ZM189 173V172H188ZM191 173V172H190ZM206 173H208L207 171H206ZM218 173H220L219 171H218ZM222 174H225L226 175V173H228L227 172V166H226V172L225 173H223V172H221ZM235 173V172H234ZM237 173H238V171H237ZM99 174V175H100ZM105 174H107V172L105 173ZM111 174V173H110ZM130 174V173H129ZM128 174V175H129ZM205 174V173H204ZM213 174H217V173H213ZM229 174V176L231 175L230 173H228ZM113 176H114V174H112ZM122 175V174H121ZM120 175V177L118 176V177H113V180L115 181V182H118V183H116V185L118 186V188L119 189H117V190H119L118 191V193H119V196H117V197H115L116 198V205H115V203H111V204H109L110 203V200L108 201L109 203H107L106 204V202L107 201H105L104 199H106V198H102L103 199V201H105L104 203H105V205H103V206H105L106 207V205H107V207H109L110 205H113V207H115V209H116V207H117V202H119V203H121V204H123L124 205V209L125 210H128L130 213L129 214H131L132 216H135L134 218H136L137 216L136 215H140V213H139V211L141 210V208L139 207V206H137L134 202L136 201L137 202V198H139L140 196H139V190H138V188L137 187H139V186H137V183H138V180H136V182H134L135 180V178L133 177V178H129V177H131V175L132 174H130V176L129 177H126L127 176V174H125V175H123V176H121ZM187 175V174H186ZM199 175V174H198ZM206 176L207 175H209V176H211L212 175V173L211 174H205ZM205 175H203V176H205ZM107 176H108V174H107ZM116 176V175H115ZM133 176V175H132ZM201 176V175H200ZM217 176H218V174H217ZM84 177H87V175L86 176H84ZM84 177H82V178H84ZM112 177H109V178H111L112 179ZM191 177V176H190ZM215 177V176H214ZM107 179H108V177H106ZM192 178V177H191ZM209 178V180L206 178V180L207 181H210L211 180V178H212V176L211 177H208ZM219 178V176L217 177V179H216V181L217 182H219L218 179ZM9 179V180H8ZM80 179V178H79ZM84 179H86V178H84ZM138 179V178H137ZM194 179V178H193ZM232 179H235L234 181L232 180ZM108 180H110V179H108ZM113 180H110V183L112 184V182H113ZM203 180V179H202ZM206 180H205V182H206ZM213 180H214V178H213ZM73 181V180H72ZM71 181V182H72ZM84 181H86V180H84ZM99 181L100 180H98V183H99ZM193 181V180H192ZM194 181H195V179H194ZM227 181V180H226ZM225 181V182H226ZM230 181H232V182H230ZM25 182V181H24ZM74 182V181H73ZM94 182H95V180H94ZM101 182V181H100ZM114 182V183H115ZM196 182V181H195ZM198 182H200V181H198ZM197 182V183H198ZM203 182V181H202ZM229 182H230V184H229ZM211 183H212V181H211ZM215 183L216 182H213V185L215 186ZM259 183V184H258ZM261 183V184H260ZM264 183V182H263ZM191 184V183H190ZM195 185H196V183H194ZM210 184V183H209ZM209 184H208V186H209ZM216 184H218V183H216ZM220 184V183H219ZM258 184V185H257ZM109 185V184H108ZM107 185V186H108ZM116 185H114V186H116ZM206 185V184H205ZM212 185V184H211ZM229 185V187H227ZM207 186V185H206ZM220 186V185H219ZM106 187V186H105ZM195 187H198V186H195ZM194 187V188H195ZM203 187H204V185H203ZM216 187V186H215ZM259 187V186H258ZM261 187H263V185L261 186ZM208 188V187H207ZM210 188V187H209ZM212 189H213V186L211 187ZM108 189H109V186H108ZM141 189H143V187L141 186ZM201 189V188H200ZM218 189V188H217ZM262 189V188H261ZM260 189V190H261ZM56 190V189H55ZM105 190H107V187H106V189ZM190 190H192V189H190ZM195 190H197V189H195ZM202 190V189H201ZM219 190H220V188H219ZM253 190V189H252ZM258 190V189H257ZM102 191V190H101ZM113 190H111V191H108V192H112ZM115 191H116V189H115ZM148 191V190H147ZM202 191H204V189L202 190ZM264 191V190H263ZM201 192V191H200ZM206 192H210V189H209V191H206ZM205 192V193H206ZM218 192V191H217ZM260 192H262V190L260 191ZM204 193V192H203ZM250 193V192H249ZM61 194H63V193H61ZM146 194V193H145ZM218 194H219V192H218ZM187 195V194H186ZM219 196V195H218ZM48 197V196H47ZM49 197H50V195H49ZM113 197V198H114ZM121 197V198H120ZM144 196H142V198H143ZM253 197V196H252ZM8 198H9V196H8ZM126 198H128V201H126ZM141 198V197H140ZM139 198V199H140ZM141 198V199H142ZM156 198V197H155ZM219 198V200H220V197H218ZM217 198V199H218ZM222 198V197H221ZM255 198V197H254ZM2 199V198H1ZM141 199L138 201V202H140L141 201ZM206 199V198H205ZM209 199V198H208ZM67 200V203L70 205V207H73L72 205V200L68 197V199H66ZM144 200L145 201H147V199H145L144 198ZM156 200V199H155ZM210 200V199H209ZM259 200V199H258ZM257 200V201H258ZM261 201H262V199H260ZM5 201V200H4ZM42 201V200H41ZM102 201V200H101ZM112 201V200H111ZM211 201V200H210ZM222 201V200H221ZM247 201H249V200H247ZM252 201H253V199H252ZM255 201H256V198H255ZM256 201V202H257ZM114 202V201H113ZM149 202V201H148ZM202 202V201H201ZM212 202V201H211ZM214 202H215V200H214ZM246 202V201H245ZM254 202V201H253ZM48 203V205L47 206H50V205H52L53 204V207L50 209V210H47V212L48 211H53V209H54V207H58V205L53 201V202H47V201H45V204H47ZM58 203V202H57ZM65 203V202H64ZM191 203V202H190ZM200 203V202H199ZM203 203V202H202ZM213 203V202H212ZM248 203V202H247ZM257 203H259V202H257ZM5 204V203H4ZM204 204V203H203ZM211 204V203H210ZM216 204V203H215ZM214 204V205H215ZM224 204V203H223ZM229 204V203H228ZM255 204V203H254ZM217 205V204H216ZM264 205V203L262 204V206ZM2 206V205H1ZM5 206H7V205H5ZM62 206V205H61ZM186 206V205H185ZM220 206V205H219ZM4 207V206H3ZM122 207V206H121ZM147 208H149L148 206H146ZM161 207V206H160ZM199 207V206H198ZM254 207H255V205H254ZM256 207H257V204H256ZM256 207H255V209H256ZM101 208V207H100ZM112 208V207H111ZM166 208H167V205H166ZM184 208V207H183ZM190 208V207H189ZM189 208H188V210H189ZM218 208H221V207H218ZM250 208H251V206H250ZM8 209V208H7ZM62 209V208H61ZM68 209V208H67ZM73 209V208H72ZM114 208H113V210H115ZM122 209H123V207H122ZM123 209V210H124ZM144 209H146V208H144ZM143 209V210H144ZM162 209L163 208H161V210H158V211H160L161 213V216L162 215H166V214H168V213H166L165 211L166 210H164V211H162ZM181 209H182V206H181ZM198 208H196V210H197ZM200 209V208H199ZM198 209V210H199ZM258 209V208H257ZM101 210H103V208H101ZM119 210H121V209H119ZM184 210V209H183ZM182 210V211H183ZM220 210V209H219ZM222 210V209H221ZM260 210V211H261ZM5 211H7V210H5ZM61 211V210H60ZM63 211H65V210H63ZM63 211H61L62 213H63ZM74 211V210H73ZM72 211V212H73ZM104 211V213H105V210H103ZM174 211V210H173ZM256 211H257V214H256ZM261 211V212H262ZM119 212H121V211H119ZM144 212H145V210H144ZM149 212V210H146V214ZM166 213V214H162V213ZM179 212V211H178ZM192 213L194 212V210H192L191 211ZM248 212H249V214H248ZM261 212H259V213H261ZM109 213H111L112 214V216L113 217H118V213H116L115 211H112V212H110V211H108V219L109 220H106L105 221V223L107 224V225H109V227H110V222H112L111 220H110V216H109ZM124 213V212H123ZM150 213V212H149ZM156 214H157V212H155ZM195 213V212H194ZM192 214V216L194 215V217H195V214ZM197 213V212H196ZM222 213V212H221ZM229 213V212H228ZM39 214V213H38ZM42 214V213H41ZM125 214V213H124ZM127 214V213H126ZM151 214V213H150ZM152 214H153V212H152ZM177 214V213H176ZM182 216H183V218H182V220L184 221V222H186V220H188V219H190L191 218V216L190 217H188V219H186V215H187V212H182ZM186 214V215H185ZM199 215H200V210H199V213H198ZM206 214H208V213H206ZM230 214V213H229ZM48 215H49V212L46 214V219L45 220H43L42 222H41V224H40V226H39V224H38V226H39V229H41L42 231L44 230V229H51V227L49 228V226H50V224L49 223H52V222H50L49 220H48ZM63 214H61V216H62ZM66 215V214H65ZM64 215V216H65ZM10 216V215H9ZM12 216V215H11ZM10 216V217H11ZM131 216V217H132ZM142 216H143V213H142ZM147 217L148 216H150L151 217V215H146ZM154 216H157L158 217V214L157 215H155L154 214ZM153 216V217H154ZM175 217V215H174V213H173V215H172V217ZM182 216H177V218L179 217H182ZM253 217V219H252V217ZM57 217V216H56ZM102 217L104 218L105 216L102 214ZM120 217V216H119ZM141 217V216H140ZM157 217H155V218H157ZM171 217V218H172ZM208 217V216H207ZM219 217V216H218ZM228 217H230V216H228ZM12 218V217H11ZM10 218V219H11ZM134 218H131L130 219V217H129V220H130V223H128L127 222V216H126V220H123V218L121 217V218H116V220H117V223H118V221H120L121 219L124 221H122L123 223H128V225L129 224H131L132 225V227H133V221H134ZM145 218V217H144ZM152 218V217H151ZM159 218V217H158ZM166 217H164V219H162V220H166L165 219ZM167 218L168 219H170V217L169 216H167ZM176 218V219H177ZM203 218V217H202ZM206 218V217H205ZM221 218V217H220ZM224 218H225V216H224ZM62 219H63V217H62ZM120 219V220H119ZM125 219V218H124ZM133 219V220H132ZM140 219H143V217H141ZM147 219V218H146ZM160 219V218H159ZM176 219H171V221L172 222H176L177 220ZM193 219V218H192ZM197 219H198V217H197ZM215 219H216V217H215ZM218 219V218H217ZM12 220V219H11ZM52 220V219H51ZM60 220H61V218H60ZM65 220V219H64ZM64 220H62V221H64ZM66 220H67V218H66ZM105 220V219H104ZM115 220V221H116ZM135 220H137V218L135 219ZM161 220V219H160ZM175 220V221H174ZM181 220V221H182ZM222 220V219H221ZM14 221V220H13ZM21 221V220H20ZM126 221V222H125ZM131 221H132V223H131ZM142 221V220H141ZM170 221V220H169ZM182 221V226H187V224H188V221H187V223H184ZM190 221H193L194 222V220H189V222ZM196 221V220H195ZM204 221V220H203ZM12 222V221H11ZM10 222V220L9 219H7V217L5 218L4 216H3V213L1 212V209H0V242H2L3 243V246H2V248L3 249H1V245H0V255H1V253H4V254H2L3 256H0V264H17V263H15L16 261H17V258H18V256H19V251H20V247H22L24 244H26L27 242H26V239H27V235L29 234V236L28 237H30V238H32V235H33V233H28L27 235H26V232L25 231H28L30 228H33L34 227V224H32L33 223V221L31 220L29 223H24V224H18V222H17V224H13V223H11ZM16 222V221H15ZM65 222V221H64ZM137 221H135L134 223H136ZM167 223V226L169 225L168 223H170V222H167V221H163V223ZM178 222H179V220H178ZM193 222H191V223H193ZM198 222V221H197ZM224 222V223H223ZM56 223H58V226H59V222H56ZM62 223V224H61ZM68 223V222H67ZM64 224L63 222H61L60 221V226L57 228V227H55V228H57L58 230L60 229V228H67V225H71V226H74V224L76 223L75 222V219L74 220H72V221H69V223L68 224ZM113 224H115L114 223V219H113V222H112ZM116 223V224H117ZM123 223H121L120 222V224H121V226H122V224ZM173 223V224H174ZM180 223V222H179ZM183 223L185 224V225H183ZM53 224V223H52ZM77 224V223H76ZM75 224V225H76ZM113 225L112 226V228L113 227H118V225ZM138 224H139V221H138ZM190 224V223H189ZM195 224V223H194ZM198 224V223H197ZM127 224H125V228H126V226H128ZM161 225V224H160ZM170 225H171V223H170ZM169 225V226H170ZM201 225H202V227L204 228V225L201 223ZM215 225V227H216V224H214ZM218 225V224H217ZM228 225H230V226H228ZM53 226H55V224L53 225ZM53 226H52V230H54L53 229ZM57 226V225H56ZM120 226V225H119ZM135 226H137V230H135V228H134V230L135 231H138L139 230V232L140 231H143V230H141V229H138L139 227H141V224H139V225H135ZM139 226V227H138ZM148 226V225H147ZM193 226V225H192ZM196 226V228H193L192 227V229H197V227H198V225H194V227ZM74 227H76V226H74ZM143 227V226H142ZM164 227V226H163ZM173 227H175V226H173ZM179 227V226H178ZM177 227V228H178ZM201 227V228H202ZM119 228H121V227H118V228H113V230H110L112 233L113 232H115L114 234H116V231H117V229H119ZM123 228H124V225H123V227H122V230H123ZM124 228V229H125ZM148 228V227H147ZM162 228V227H161ZM79 229V228H78ZM127 229H130V228H127ZM168 229V228H167ZM179 229H181V228H179ZM198 229H200V228H198ZM51 230V231H52ZM121 230V231H122ZM131 230V232H132V234H133V232H134V234H136L135 233V231L133 230V228H131L130 229ZM165 230V229H164ZM175 230V229H174ZM48 231V230H47ZM46 231V232H47ZM120 231V232H121ZM124 231V230H123ZM127 231V230H126ZM126 231H125V233H124V235L123 236H127V235H130V231L128 230V232H129V234H128V232H127V235H125L126 234ZM177 231V230H176ZM185 232V233H187V230L185 231V230H182V232ZM148 232V231H147ZM150 232H152V231H150ZM163 232V231H162ZM182 232H180L181 233V235H182ZM193 232H196V231H193ZM198 232V231H197ZM207 232V231H206ZM210 232V231H209ZM44 234H45V232H43ZM48 233V232H47ZM50 233V232H49ZM48 233V234H49ZM53 232H51V234H52ZM158 233V232H157ZM176 233V232H175ZM50 234V235H51ZM53 234H55V233H53ZM53 234L51 235V236H53ZM77 234V233H76ZM111 234V233H110ZM152 234L153 233H151V236H152ZM156 234V233H155ZM160 234V233H159ZM204 234H205V232H204ZM79 235V236H78ZM77 236L74 234V230L72 229V230H70L68 233H67V241H66V243L65 244H63V245H60L59 246V248L60 249H64V247L65 248H67L68 250H70V246L68 247V246H66V244L68 243V244H76V243H78V241H80L79 239H80V237L81 236H83V234L81 235V233L80 234H78ZM81 235V236H80ZM120 236L122 235L121 233L119 234ZM138 235H139V237L140 236H142L141 235V232L140 233H138ZM150 234H149V232H148V235H146V236H149ZM184 235V234H183ZM208 235V234H207ZM206 235V236H207ZM46 236H47V234H46ZM49 236V235H48ZM116 236V235H115ZM132 236V235H131ZM135 236V235H134ZM144 237V239H146L147 237ZM189 236V235H188ZM50 237V236H49ZM122 237V236H121ZM150 237V236H149ZM138 238V237H137ZM154 238V237H153ZM153 238L151 237V239H152V241H153ZM156 238V237H155ZM161 238V237H160ZM208 238V237H207ZM225 238V240H223ZM139 240H142L143 238H138ZM148 239H150V238H148ZM148 239H146L147 240V242H148ZM151 239L149 240V242H148V244L150 245H155V244H153L154 243V241H153V243L151 242L150 243V241H151ZM158 239V238H157ZM230 240V241H226V240ZM192 240V239H191ZM206 240V239H205ZM208 240V239H207ZM212 241V240H211ZM147 242H146V244H147ZM159 242V241H158ZM215 242V241H214ZM136 243V242H135ZM140 242H138V244H136L137 246H139L140 247V245L141 244H143L142 242L139 244ZM183 243V242H182ZM157 244V243H156ZM206 244H207V242H206ZM218 244V243H217ZM135 244H133V246L135 247L136 246ZM212 245H214V243L212 244ZM142 246V245H141ZM143 246H145L144 244H143ZM157 246H159V244L157 245ZM139 247H137V249L136 248H134V251H137V250H139ZM213 247V246H212ZM133 248V247H132ZM148 248H151V246L150 247H148ZM158 249H160V247H157ZM156 248V249H157ZM153 249H154V247H153ZM208 249V248H207ZM218 251H219V248H216ZM59 250V249H58ZM132 250L133 249H131V254L134 252H132ZM144 250V249H143ZM147 250H150V252H151V250L152 249H147ZM212 250V249H211ZM221 250V249H220ZM245 250H247V251H245ZM53 251H55V250H53ZM140 251V250H139ZM154 251V250H153ZM159 251H161V250H159ZM213 251V252H212ZM211 251V253L212 254H214V252H216V251H214V250H212ZM129 252H127L128 254H129ZM145 252H149V251H145ZM206 252V251H205ZM208 252V251H207ZM53 253V252H52ZM141 253V252H140ZM160 253V252H159ZM158 252H157V254H159ZM220 253V252H219ZM252 253H254V252H251V254ZM154 254H156V253H154ZM208 254H209V252H208ZM216 254V256L218 255L217 254V252L215 253ZM223 254V253H222ZM21 255V254H20ZM122 255V254H121ZM121 255H119V256H121ZM138 255V254H137ZM224 255V254H223ZM223 255H221L222 257H223ZM253 255V254H252ZM22 256V255H21ZM61 256V255H60ZM125 256V255H124ZM136 256V255H135ZM135 256H133V259H134V257ZM139 256H142V255H139ZM215 256V255H214ZM214 256H212V258L214 257ZM121 257H123V256H121ZM120 257V258H121ZM138 256H136V258H137ZM222 257H220V255L218 256V258H221L222 259ZM225 257H227V256H224V258ZM21 258V257H20ZM57 258V255L56 254H50V253H48V251H47V253H43L42 255H40V259H41V261L43 262V264H51V262L52 261H54L55 259ZM119 258V257H118ZM117 258V260H119ZM125 258V257H124ZM131 259L132 258V256H127V258H126V261L125 262H127V260L128 259ZM135 258V259H136ZM142 259H143V257H141ZM144 258H145V256H144ZM146 258H147V256H146ZM211 258V259H212ZM217 258V260L219 261V262H221V264L223 263L222 261H220L219 259ZM223 258V259H224ZM129 259V260H130ZM132 259V261L134 262V260ZM248 259H250V258H248ZM21 260H23V259H20V261ZM25 260V259H24ZM61 260V259H60ZM117 260H115L116 262H117ZM121 260H124V259H120L119 261L120 262H123V261H121ZM234 260V262H236ZM259 260H260V258L256 261V259H255V261H256V263L258 264V262H259ZM115 261H113V262H115ZM131 260L128 262V264L130 263V262H132ZM216 261V260H215ZM224 262L225 261H229V260H223ZM250 261H252V260H250ZM253 261H254V259H253ZM254 261V262H255ZM261 261H263V260H260V264H261ZM23 262V261H22ZM111 262V261H110ZM112 262V263H113ZM217 262V261H216ZM218 262V263H219ZM245 262V261H244ZM112 263H108V264H112ZM118 263V262H117ZM228 262H225V263H223V264H227ZM232 263H233V260H232ZM245 263H247V262H245ZM252 263V262H251ZM263 263V262H262ZM24 264V263H23ZM207 264H208V261H207ZM212 264H215V263H213L212 262ZM217 264V263H216ZM220 264V263H219ZM229 264V263H228ZM249 264V263H248Z\"/></svg>",
    "mask_w": 264,
    "mask_h": 264
}]
</instances>
